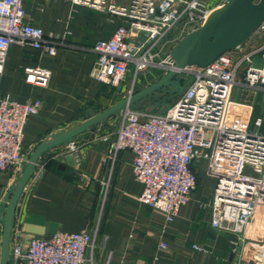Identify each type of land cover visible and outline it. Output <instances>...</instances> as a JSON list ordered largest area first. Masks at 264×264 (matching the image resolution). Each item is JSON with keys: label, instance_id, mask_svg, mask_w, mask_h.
Instances as JSON below:
<instances>
[{"label": "built area", "instance_id": "2783aa9c", "mask_svg": "<svg viewBox=\"0 0 264 264\" xmlns=\"http://www.w3.org/2000/svg\"><path fill=\"white\" fill-rule=\"evenodd\" d=\"M209 0H71L122 21L112 36L93 47L97 60L91 77L114 87L123 84L133 65L134 74L161 69L164 75L176 72L188 78L174 104L161 113L126 108L118 118L116 139L111 143L110 160L123 151L134 155L133 174L143 186L141 204L162 213L173 222L197 189L196 161H206L212 172L220 161L233 165L221 174L214 189L211 226L234 237L236 264H264V221L257 217L264 207V120L254 121L255 131L229 123L233 91L243 87L264 103V44L246 53V42L205 68L176 67L171 51L176 43L202 27L214 10ZM228 0H225V4ZM30 46L54 57L65 38L47 36L27 22L23 0H0V78L10 46ZM259 57L260 63H253ZM28 84L47 89L51 71L39 67L24 70ZM133 94V90L128 96ZM43 108L35 99L25 104L0 96V173L22 169L24 132L31 116ZM107 140V139H105ZM68 149L79 153L72 142ZM221 162V161H220ZM44 165H37L39 176ZM231 171V172H230ZM33 176V177H34ZM257 239H249V232ZM99 222L77 233L58 232L50 238L31 239L26 248L15 244L13 264H94ZM167 249L166 243L161 244ZM208 254L203 247L194 246Z\"/></svg>", "mask_w": 264, "mask_h": 264}, {"label": "crops", "instance_id": "0c3cea01", "mask_svg": "<svg viewBox=\"0 0 264 264\" xmlns=\"http://www.w3.org/2000/svg\"><path fill=\"white\" fill-rule=\"evenodd\" d=\"M212 2L208 1L212 10L225 4V0ZM23 7L28 23L47 36L64 37L66 44L54 57L30 46L12 45L8 49L0 96H9L20 104L38 98L43 101L42 110L31 116L25 127L23 145L28 158L40 143L89 120L88 112L101 114L127 98L131 90H143L164 75L162 72L144 80L138 89L136 83L133 87V76L128 79L129 73L118 87L100 83L91 77L97 60L93 47L99 40L110 38L122 21L112 24L106 14L74 5L71 0H23ZM27 67L51 71L49 87L28 84L24 75ZM255 99L251 90L233 91L230 125L249 130L254 120H264V112L244 117L239 110V103L252 106ZM146 105L144 111L156 108L148 102ZM118 128V118H110L97 125L94 132L90 129L72 139L79 147L77 155L63 145L40 158L43 170L28 183L16 209L10 256L15 244L26 248L31 239L50 238L58 232L77 233L99 222L94 264H236L231 244L234 237L211 226L214 190L197 194L203 182L199 161L194 163L198 186L190 203L173 222H167L162 213L139 201L144 188L134 178V155L123 151L115 160L109 159ZM219 158L221 162L214 170L210 172L207 163L204 173L216 183L227 171L222 162L225 156L219 154ZM20 172L9 169L0 173V207ZM259 236L253 231L248 234L249 239ZM2 237L0 222V260ZM162 243L168 248L162 249ZM194 246L209 253H200Z\"/></svg>", "mask_w": 264, "mask_h": 264}, {"label": "water", "instance_id": "95a60500", "mask_svg": "<svg viewBox=\"0 0 264 264\" xmlns=\"http://www.w3.org/2000/svg\"><path fill=\"white\" fill-rule=\"evenodd\" d=\"M263 24L264 0H228L226 4L212 12L202 27L177 43L171 51V58L179 69L187 66L205 68L222 55L244 44ZM184 82L183 78H178L176 72H170L101 114L88 112L90 119L86 122L53 135L48 142L40 143L28 161L23 163L15 184L5 195L0 207V222L3 225L0 264H13V258L10 256V242L16 209L24 189L35 174L40 158L46 152L56 147L70 145L73 138L87 130L91 129L94 132L97 125L113 117L119 118L128 107L132 108L139 103L145 105L147 102L152 105L159 102L164 95L181 94ZM119 92H122L121 88Z\"/></svg>", "mask_w": 264, "mask_h": 264}, {"label": "rangeland", "instance_id": "374dc122", "mask_svg": "<svg viewBox=\"0 0 264 264\" xmlns=\"http://www.w3.org/2000/svg\"><path fill=\"white\" fill-rule=\"evenodd\" d=\"M216 1H218V0H213L212 4L215 3ZM263 44H264V24L259 28V30L254 35H252L251 38H249L246 41L245 52L249 53V52H252L254 50H257ZM253 63H255V65H256V63H260L259 57H255ZM129 71L130 72H129L128 79H130L131 76H133V87L135 86V83H136L137 84V89L142 86V82L144 80H147L150 77H155L156 75H161L162 74L161 70L150 69V70H147V71L142 72V73L138 74L137 76H135L133 65L129 66ZM178 78H183L185 80V83H187V81H188V78H185L182 75H179ZM183 90H182V92H183ZM245 90L246 89L243 88V87H236L235 92L238 93V92H242V91H245ZM160 100L165 105H167V104H169L171 102H175L176 98H175V96H172V95H164V96H162V98H160ZM143 106H144V108H143ZM147 108L148 107H147L146 104L142 105L141 103L136 104L134 107H132V109H134V110H142V111L147 110ZM239 110L243 111L242 115L244 117L247 114H251L252 112H253V114H254V112H257V113L260 112V114H261V112H264V104L260 102V96L256 95L255 102H254V104L252 106L248 105L246 103H239ZM262 116H264V115H262ZM248 128H249L250 131H255L253 124L250 125ZM197 167H198V169H200L201 178L203 179L202 180L203 182H201L202 184L200 185V188L198 189V193L197 194L198 195H200V194H204L205 195L207 192H209V194H211L213 192V190L215 189V186H216L215 183L216 182H215L214 179H211L210 177H207V176L205 177L204 173L206 172L205 170L207 169V162L206 161H199L197 163ZM225 168L233 171V165H231V164H229V165L225 164ZM203 177H205V178H203ZM257 213H258L257 217L264 221V207H259L258 210H257Z\"/></svg>", "mask_w": 264, "mask_h": 264}, {"label": "trees", "instance_id": "16d2710c", "mask_svg": "<svg viewBox=\"0 0 264 264\" xmlns=\"http://www.w3.org/2000/svg\"><path fill=\"white\" fill-rule=\"evenodd\" d=\"M178 95H175V98H177ZM174 104V102H171L167 105H165L161 100L157 103L152 104L153 106H155L156 108L153 110V112H157V113H161L163 111H165L168 107L172 106ZM198 186V183H197Z\"/></svg>", "mask_w": 264, "mask_h": 264}]
</instances>
